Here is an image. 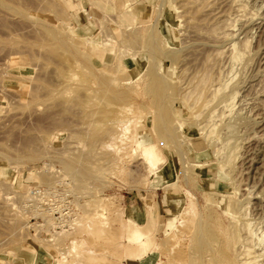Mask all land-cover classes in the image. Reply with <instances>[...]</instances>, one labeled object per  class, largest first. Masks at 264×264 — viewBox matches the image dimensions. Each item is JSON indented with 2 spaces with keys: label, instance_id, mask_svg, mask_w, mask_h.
Listing matches in <instances>:
<instances>
[{
  "label": "rangeland",
  "instance_id": "obj_1",
  "mask_svg": "<svg viewBox=\"0 0 264 264\" xmlns=\"http://www.w3.org/2000/svg\"><path fill=\"white\" fill-rule=\"evenodd\" d=\"M231 1L0 0V264H239L245 229L264 264V0Z\"/></svg>",
  "mask_w": 264,
  "mask_h": 264
},
{
  "label": "bare ground",
  "instance_id": "obj_2",
  "mask_svg": "<svg viewBox=\"0 0 264 264\" xmlns=\"http://www.w3.org/2000/svg\"><path fill=\"white\" fill-rule=\"evenodd\" d=\"M198 1V0H197ZM233 1V0H232ZM231 1V2H232ZM235 1V0H234ZM240 1V0H239ZM202 2V1H201ZM236 2V1H235ZM200 3V2H199ZM237 4H238V2H236ZM186 5H188V4H186ZM240 5V4H239ZM128 6V5H127ZM241 6V5H240ZM239 6V7H240ZM129 7H130V5H129ZM196 7H197V5H196ZM207 7V6H206ZM242 7V6H241ZM246 9V8H245ZM197 10H198V8H197ZM190 11V10H189ZM242 11V10H241ZM243 11H245V10H243ZM195 12H196V10H195ZM249 12V11H248ZM184 13V12H183ZM185 14V13H184ZM247 18V17H246ZM230 19V18H229ZM197 21H199V20H197ZM227 21V20H226ZM242 21V20H241ZM204 22V21H203ZM217 22V21H216ZM239 22V21H238ZM229 24H230V22H229ZM223 25V24H222ZM220 26H221V24H220ZM229 28H230V26L229 25H227ZM191 27V26H190ZM222 27V26H221ZM225 27V26H224ZM217 28V27H216ZM193 29V28H192ZM200 29V28H199ZM212 29V28H211ZM196 30V29H195ZM225 30H227V29H225ZM207 31V30H206ZM216 31H217V29H216ZM216 31H212V32H216ZM227 31H229V30H227ZM181 32V31H180ZM223 32H225L226 33V31H223ZM223 32H220V33H222L223 34ZM232 32V31H231ZM217 33V32H216ZM218 34V33H217ZM231 34H233V33H231ZM219 35V34H218ZM226 35V34H225ZM225 35H223V38H224V36ZM227 35H229V34H227ZM226 35V38L228 37ZM216 36V35H215ZM233 36H235V35H233ZM219 37V36H218ZM220 37H222V36H220ZM230 38V37H229ZM221 39V38H220ZM219 39V40H220ZM217 40V39H216ZM220 41H222V40H220ZM188 42V41H187ZM247 42V41H246ZM246 42H243L242 41V43L240 44V49L238 48H236L235 47V45H232L231 46V48L228 50L229 52H228V61L230 62V63H239V60L240 59H242L241 57L243 56L242 55V50L244 51L245 49H246ZM152 45V44H151ZM239 46V45H238ZM237 46V47H238ZM246 51V50H245ZM227 53V52H226ZM204 55V54H203ZM217 57V56H216ZM223 57H225V56H223ZM213 60V59H212ZM213 62V61H212ZM210 64V63H209ZM216 64V63H215ZM213 67H214V64H213ZM201 69V68H200ZM199 69V70H200ZM212 69V68H211ZM215 69V68H214ZM185 73V72H184ZM156 74V73H155ZM182 75V74H181ZM187 75V74H186ZM190 76V75H189ZM204 76V75H203ZM185 77V76H184ZM189 79V78H188ZM184 80V79H183ZM213 80H214V78H213ZM223 79H221V81H222ZM226 80V79H225ZM123 81H125V80H123ZM220 81V80H219ZM221 81H220V83H221ZM112 82V81H111ZM218 82V81H217ZM222 82H225V81H222ZM209 83V79L207 78V77H202V78H200V80H198V82H197V84L195 85L196 86V89H198L200 92H202V91H206V89H207V87H208V84ZM179 84V83H178ZM222 84V83H221ZM223 84H225L226 86H227V83H223ZM223 84L222 85H220V87H222L223 86ZM177 85V84H176ZM189 85V84H188ZM213 85V84H212ZM210 86V85H209ZM186 87V86H185ZM219 87V86H218ZM193 88V87H192ZM177 89H178V87H177ZM214 89V88H213ZM215 89H216V91H215ZM214 89V91L215 92H220V91H218L219 90V88L217 89V88H215ZM189 91V90H188ZM194 91V90H193ZM178 92H179V90H178ZM180 92H181V90H180ZM200 92L198 93V95L200 94ZM211 92V91H210ZM189 93V92H188ZM192 94V93H191ZM212 94H213V92H212ZM233 94V93H232ZM235 94V93H234ZM214 95V96H213ZM213 95H211L212 96V98H213V100H215L214 99V97H216L215 96V94H213ZM182 96V95H181ZM188 96V95H187ZM190 96V95H189ZM219 96V95H218ZM225 96V95H224ZM199 97V100H200V98H201V96H198ZM220 97V96H219ZM234 97H235V95H234ZM184 98H186V97H184ZM187 98H189V97H187ZM223 98V97H222ZM207 99V98H206ZM190 100V99H189ZM219 100H221V98L219 99ZM232 100H233V95L231 96V97H229L226 101H228V103H223L222 102V105H223V107H225V109L227 108V107H229V104L232 102ZM181 101V100H180ZM186 100L184 99V102H185ZM197 101H198V99H197ZM211 101V100H210ZM222 101V100H221ZM225 101V102H226ZM209 103V102H208ZM212 102H210V104H211ZM233 103V102H232ZM231 103V104H232ZM191 106H192V104H190ZM189 105V106H190ZM205 105V104H204ZM222 105H221V107H222ZM193 107V106H192ZM209 107V106H208ZM208 107H206V108H208ZM191 108V107H190ZM220 109V108H219ZM222 109V108H221ZM204 110V109H203ZM202 110V111H203ZM228 110H230V109H228ZM201 111V110H200ZM206 111V110H205ZM204 111V112H205ZM226 111V110H225ZM233 111V110H232ZM215 112H216V110H215ZM93 113V112H92ZM102 113V112H101ZM220 113V112H219ZM90 114V113H89ZM222 114V113H221ZM201 115V114H200ZM216 115V114H215ZM223 115V114H222ZM199 117V116H198ZM209 118H208V123L210 124L212 121H214V120H212L213 118H214V112H212L209 116H208ZM221 117H223V116H221ZM230 117V116H229ZM196 118V117H195ZM218 118H219V116H218ZM217 118V119H218ZM224 118V117H223ZM233 119V118H232ZM206 122V123H207ZM242 123V122H241ZM206 125V124H205ZM212 127H214V126H212ZM216 127V126H215ZM205 128V127H204ZM207 128V127H206ZM209 128V127H208ZM211 129V128H210ZM204 131V130H203ZM206 131V130H205ZM211 131H213V129L211 130ZM112 133V132H111ZM214 133V132H213ZM221 145H222V143H221ZM226 145V144H225ZM225 148V147H224ZM221 149H223V148H221L220 147V150ZM232 149V148H231ZM219 150V151H220ZM218 151V150H217ZM223 151V150H222ZM225 151V150H224ZM232 151V150H231ZM222 153V152H221ZM228 154V153H227ZM230 155V154H229ZM222 156H223V154H222ZM228 157V156H227ZM224 159V158H223ZM8 200V199H7ZM37 215V214H36ZM245 223H247V222H245ZM245 226V225H244ZM242 228V227H241ZM243 230V229H242ZM242 230H241V232H242ZM245 231H246V234H245V236H246V241H248V243L245 241V240H243V241H245L244 242V245H243V248L241 247L240 249H242V250H240L241 251V255H240V260H239V264H256V261H257V257H259V253H258V255H256L257 254V252H256V254H255V250L253 249V243L254 244H256L255 242H252L251 243V241H253V240H255L256 238L255 237H253V236H255L252 232H251V229L250 230H248V232H247V229H245ZM256 233V232H255ZM239 234V233H238ZM241 234V233H240ZM244 236V237H245ZM240 241V240H239ZM238 241V242H239ZM242 241V242H243ZM251 243V244H250ZM248 244V246H246ZM250 244V245H249ZM72 245H73V243H72ZM252 245V246H251ZM260 245V244H259ZM236 246V245H235ZM245 246V247H244ZM258 247V246H257ZM238 259V258H237ZM238 261V260H237Z\"/></svg>",
  "mask_w": 264,
  "mask_h": 264
},
{
  "label": "crops",
  "instance_id": "obj_3",
  "mask_svg": "<svg viewBox=\"0 0 264 264\" xmlns=\"http://www.w3.org/2000/svg\"><path fill=\"white\" fill-rule=\"evenodd\" d=\"M41 259L45 260V258H41ZM15 264H18V263L16 262ZM28 264H46V261L45 262H43L42 260L40 261V258H38V256H35L34 260H32L31 263L29 262Z\"/></svg>",
  "mask_w": 264,
  "mask_h": 264
}]
</instances>
